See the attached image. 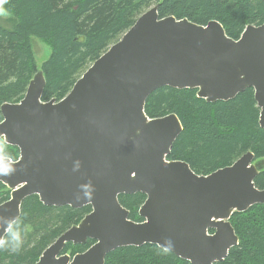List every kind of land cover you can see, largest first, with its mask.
Returning a JSON list of instances; mask_svg holds the SVG:
<instances>
[{"label":"water","instance_id":"1","mask_svg":"<svg viewBox=\"0 0 264 264\" xmlns=\"http://www.w3.org/2000/svg\"><path fill=\"white\" fill-rule=\"evenodd\" d=\"M157 7L142 13L61 100H41L45 79L38 71L19 102L0 106V140L18 150L15 161L0 159V170L13 169L0 175L10 190L0 223L18 220L31 196L44 206L91 209L35 264H104L116 249L145 244L190 264H220L238 245L230 217L264 205V190L254 184L264 158L247 152L198 175L185 161L166 159L182 132L177 116L150 119L144 112L163 87L197 89L207 103L252 88L264 130V23L246 26L234 40L218 21L159 18ZM136 193L145 196L142 222L118 201ZM87 240L94 243L82 253H62L66 244Z\"/></svg>","mask_w":264,"mask_h":264},{"label":"trees","instance_id":"2","mask_svg":"<svg viewBox=\"0 0 264 264\" xmlns=\"http://www.w3.org/2000/svg\"><path fill=\"white\" fill-rule=\"evenodd\" d=\"M155 5L159 18L173 16L197 25L218 21L234 40L246 26L264 23L262 0H7L3 7L12 17L0 20V106L19 102L38 71L45 79L41 100H61L83 72ZM33 38L50 49L39 68L32 50ZM144 112L150 119L167 114L177 116L182 132L166 159L185 161L198 175L229 166L247 152L253 153L255 160L264 158V130L258 126L260 111L252 88L232 100L207 103L197 98V89L163 87L150 94ZM5 157L15 161L17 148L6 145ZM254 184L264 190V171L254 179ZM9 195L10 190L0 183V204ZM144 199L140 193L118 197L135 222L143 221L138 209ZM90 210L89 206H44L36 196L26 198L18 221L22 230L26 225L31 230L22 231L23 245L18 252L0 248V264H35L50 244ZM229 222L238 245L220 264H264V205L234 213ZM93 243H68L62 253L73 256ZM104 264L190 263L145 244L116 249L105 257Z\"/></svg>","mask_w":264,"mask_h":264},{"label":"clouds","instance_id":"3","mask_svg":"<svg viewBox=\"0 0 264 264\" xmlns=\"http://www.w3.org/2000/svg\"><path fill=\"white\" fill-rule=\"evenodd\" d=\"M6 2L7 0H0V17H6L8 15L3 7ZM5 156L6 145L0 142V159L5 158ZM12 172L13 169L6 166L4 169L0 170V175H11ZM0 228H3L5 233L4 237H0V248H4L5 250L10 249L12 252H18L23 245L22 231L28 232L31 230L30 225L23 226L22 230L20 222L15 219H7L4 223H0ZM168 250V248H164V251Z\"/></svg>","mask_w":264,"mask_h":264},{"label":"rangeland","instance_id":"4","mask_svg":"<svg viewBox=\"0 0 264 264\" xmlns=\"http://www.w3.org/2000/svg\"><path fill=\"white\" fill-rule=\"evenodd\" d=\"M10 17H12V16L8 13V15L6 17H0V20L5 21V20H8ZM31 44H32V50L34 53V59L36 62V66H37V68H39L41 66V64L48 58V56L50 54V49L47 46H45L41 41H39L38 39H35V38L31 39ZM157 118H161V117H157ZM68 255H70V254H68Z\"/></svg>","mask_w":264,"mask_h":264}]
</instances>
